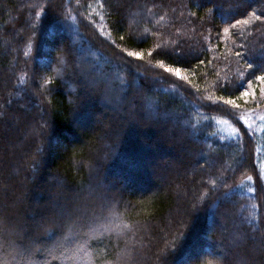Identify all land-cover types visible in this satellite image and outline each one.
I'll return each instance as SVG.
<instances>
[{"label": "trees", "instance_id": "16d2710c", "mask_svg": "<svg viewBox=\"0 0 264 264\" xmlns=\"http://www.w3.org/2000/svg\"><path fill=\"white\" fill-rule=\"evenodd\" d=\"M216 1H220L217 15L212 0H0V68L16 65L13 72L0 73V91L3 88L12 93L0 99V110L16 113L18 129L26 125L20 140L12 117L0 119V259L4 264H65L63 261L71 256L79 264H115L124 247L127 264H150L153 242L159 236L158 226L151 223L162 225L177 208V199L168 186L148 182L146 191L135 188L116 204L112 216L115 228L110 235L97 238L82 227L81 213H87L91 206L78 203L72 210L63 202L58 183L47 178L53 170L54 177L60 175L68 183L67 190L81 189L88 194L99 183L115 184L111 177L101 173L94 176L86 167V163L95 161L91 157L101 129L92 130L94 119L88 117L82 119L83 127L74 125L73 119L82 109L93 111L99 107L96 95L87 89L76 66L74 54L80 50L93 54L89 56L92 64L88 75L104 62L106 81L113 77L112 65L121 64L125 71L116 77L125 88L121 90L120 83L115 84L116 98L128 102L132 115L123 134L125 131L137 136L133 141L117 132L119 128L103 135L113 149L107 156L108 163L100 164L103 169L118 171L122 164L133 165L135 155L148 157L149 150L142 145L146 140L160 149L169 146L160 130L147 129L151 121L143 117L145 110L149 112L146 101L151 109L155 105L166 114H177L181 122L188 121L192 127L182 128L183 134H177V139L183 138L191 152H207L216 161L211 176L199 184L207 193L202 221L194 222L173 248L165 250L160 264H180L200 248L215 253L217 246L232 243L233 239L224 238L217 241V246L212 245L216 241L210 231L217 212L229 218L236 216L246 230L254 227L256 244L234 249L239 264H264V120L253 131L238 118L246 111L264 108V80L259 79L264 76V0H259L261 5L252 4L254 0ZM221 9H226L225 13ZM124 10L131 12V23L137 26L133 32L130 20L121 17ZM223 14L230 15L225 23L221 22ZM65 29L70 42L47 38L66 33ZM75 36L81 38L79 42L73 41ZM59 54L67 67L59 62ZM16 55L20 63H16ZM42 60L48 63L44 70L37 65ZM161 63L164 68H179L187 79L164 71L159 67ZM47 75L53 76V82L42 89ZM157 78L162 82V91L154 88ZM136 81L141 91L133 86ZM244 92L249 95H242ZM19 94L22 100L17 98ZM43 98L52 126L37 132L41 115L37 105ZM24 100L34 103L35 110H26L21 104ZM228 100L234 104H227ZM3 137L9 139L10 148L2 145ZM42 139L46 143L43 155ZM29 152L39 157L32 161ZM142 175L134 178L146 179ZM249 176L252 181H248ZM240 185L255 191L247 193ZM250 207L254 220L248 214ZM240 210L244 211L242 216ZM96 217L95 222L101 225L108 221L99 212ZM59 218L64 220L59 222ZM56 228L63 229L64 239L56 240ZM119 231L122 235L117 234ZM201 261L196 259L194 264Z\"/></svg>", "mask_w": 264, "mask_h": 264}, {"label": "rangeland", "instance_id": "374dc122", "mask_svg": "<svg viewBox=\"0 0 264 264\" xmlns=\"http://www.w3.org/2000/svg\"><path fill=\"white\" fill-rule=\"evenodd\" d=\"M26 1V0H25ZM55 0H49L50 3L54 2ZM76 1V0H75ZM204 1V0H202ZM208 1V0H207ZM236 2V0H235ZM252 0H249L248 3H252ZM211 3H216L215 5V13L216 15L219 12V3L220 1L212 0ZM258 3L261 5V1L259 0L254 2L252 4ZM27 5V3H26ZM24 5H21L23 7ZM226 9H221L220 12L225 13ZM23 9H20V12H22ZM131 12H128L127 10L123 11L122 18L125 19L127 22L130 20V17L132 14ZM220 14V13H219ZM230 19V15L223 14L221 18V22L225 23ZM212 21V19H210ZM130 28L131 31L133 32L135 29H137V26L135 25V22L131 23L130 20ZM136 27H135V26ZM66 33H56V35L50 37L47 36V38H51L50 41L52 40L53 42H70L69 36L67 34L66 29L64 30ZM142 31L136 32V33H141ZM80 37L75 36L73 37V41L79 42ZM45 46H43L44 48ZM52 49V48H51ZM17 49L13 50V53L16 52ZM46 52L49 53L50 50L47 48ZM72 56V54H71ZM75 59L77 60L76 66L81 69L79 72L82 73V78L85 80V85L87 89L91 93H94L97 97V101L99 104L98 108H95L93 111H91L89 108L87 110L82 109L80 116L77 115L75 116L76 113L74 112V125L76 127H81L82 126V119L88 117L89 119H94L92 121V130L94 129H101L100 132V141L98 142L96 146V150L94 151L95 153L92 155L91 158H94L95 161L88 162L86 163L87 169L93 174L95 173L94 176L98 175L101 173V175H107L108 177H111V180L113 181L114 186H109V185H100L93 188V191L91 194H88L83 192L81 189H69L67 190L66 188V181L61 178V176L55 174L56 176L54 177V171H52V176H47L48 179L55 180L56 183V188L61 190V194L64 196L63 202L67 203L68 205L71 206L72 210L74 209V204H88L91 206V210H88L87 213H81L82 218L81 221L82 227H86V231L93 236L94 232L97 231H103L104 235H110L113 228H115V225L112 223L113 221V214L116 211L115 206L118 202H121L125 196L128 194L132 193L135 188L137 189H142L145 190L144 186H147V183L149 182H157L160 184L161 187L168 186V190L175 195L177 199V208L175 211H173L171 214H168L164 218V222L162 225H160V222H154L151 223L156 224L159 228V236L156 238V240L153 242V252H152V258L153 261L150 264H160L159 260L163 258L165 255V250L169 247L173 248L178 240L181 239L182 235L187 234L189 230H191L192 224L194 222H200L202 221V205L203 201L205 202V197H207V193L202 192L200 189V182L206 177L211 176V170L214 167V160L211 159L208 155L207 152H191L192 150H189L187 148L188 144L184 141L183 138H178L177 139V134H183L182 128H191L188 124V121L181 122V120H177V114H166L162 112L158 107L154 105L156 108H150L151 104L148 103L147 101L145 102L146 107L149 109V112L143 113V117L149 121H151L150 124H147V129H155V130H160L162 132L161 137L166 138L169 142V146L167 148L160 149L156 143L150 142L146 140L142 145L146 146V148L149 150V156L141 158L137 155L134 156L133 158V165H126L122 164L123 168L118 171L111 170L110 168L108 171L102 168L100 165L101 163L107 164V156H109L110 152L113 151L111 149V144L109 141L106 139L105 134H108L110 132V129H115L119 130L117 132L122 133V135H126L129 139L135 140L136 134L133 135L131 132H128V134L125 133L123 134V130H126V125L128 123V120L130 116L132 117L131 113L129 112L130 106H128V102L124 99H117L116 98V85L120 83L119 88L121 90H124L125 88L123 87L124 84H121L122 82L117 79L116 77H120L122 73L125 71L122 69L123 67L120 65H117L118 63L112 65V76L111 78H108L107 81L104 78L103 72H105L104 65L106 62L103 63L102 67H97V71L94 72L92 75L89 74V66L92 64L90 63L89 56L93 57L92 52L89 51H78L77 53L74 54ZM17 57L16 63H20L21 59ZM59 62H61L62 65L67 67V64L64 60V58L59 54L58 55ZM94 59V58H93ZM96 62L98 61L95 59ZM98 61L97 63H99ZM95 63V62H93ZM101 63V62H100ZM14 64V63H13ZM46 61H39L37 63L39 69L44 70L47 68ZM95 65V64H93ZM16 66V65H15ZM15 66H9V68L2 69L0 68V73H5L4 70H6V74L11 73L15 70ZM91 67V66H90ZM94 67V66H93ZM8 70L10 72H8ZM83 70V71H82ZM60 71V70H59ZM58 71V72H59ZM60 77L61 74L59 73ZM87 76H91L89 79ZM39 77V76H38ZM144 81H146L145 77H142ZM162 82L157 78V84L155 85V89L158 91L164 90L163 87L161 86ZM114 85V86H113ZM81 86V85H80ZM79 86V87H80ZM133 86L135 89L138 91H141L139 88V85L136 82L133 83ZM82 88V87H81ZM84 88V86H83ZM124 88V89H123ZM23 90H20L22 93ZM0 92H3L4 96H1L0 93V99L2 97H5V95L12 96V93L8 90H2ZM35 93V92H34ZM15 95L13 96V98ZM23 96L22 95H17L18 99H21ZM16 98V97H15ZM22 100V99H21ZM38 102V99H37ZM115 102V103H114ZM21 104H23L26 108V110H29L33 108L35 110L36 106H32L34 103H30L27 101H21ZM106 105V106H105ZM27 106V107H26ZM41 106H46L45 110H41ZM39 108V111H41L40 117H38V121L36 124L37 129H30L33 131L34 130L39 132L41 128L48 130L51 125V121L49 119V111L47 108V101L45 98L42 100H39V104L37 105ZM147 109V110H148ZM89 110V111H88ZM89 113L91 115H89ZM157 114V116H156ZM246 115V119H244V123L246 126L253 131L257 128L258 123L264 120V108L262 109H256V110H250L246 111L242 116ZM156 116V117H155ZM8 117H12V122L16 126V130L18 132L17 135L21 136L20 140L23 139L25 130H26V125H21V129H18L20 126V123L18 124L17 122V116L14 111L8 112L6 109L0 110V119L1 120H8ZM81 117V118H80ZM165 119H162V118ZM140 118V117H139ZM142 118V117H141ZM0 120V121H1ZM18 124V125H17ZM184 126V127H182ZM83 127V126H82ZM7 128L3 129L6 130ZM160 132V133H161ZM112 132H110L111 134ZM104 135V136H103ZM98 138V139H99ZM194 140L196 137L193 135L192 137ZM26 141L28 138H25ZM2 140V145H5L10 148L11 144L8 142V138H1ZM115 141V139H114ZM196 142L198 141L199 143L203 144L205 146V142L200 141L199 139L195 140ZM45 144L43 147V153H45V148H46V143L43 142V139L40 143V145ZM187 145V146H186ZM139 147V144H138ZM187 148V149H186ZM208 151L210 148H207ZM20 151V150H19ZM112 154V153H111ZM28 157L32 158L33 160H36V157H39L37 155H33V153L29 152ZM126 161V160H124ZM123 161V162H124ZM116 162V161H115ZM121 162V163H123ZM114 163V162H113ZM43 162L41 163V165ZM39 165V164H38ZM40 167H37L38 170L41 169ZM126 165V166H124ZM108 165H106L107 167ZM3 171V170H2ZM107 171V172H106ZM103 172L105 174H103ZM139 174H144L142 177L146 179H139L138 181L134 178L137 177ZM151 179L149 180L148 179ZM109 180V179H108ZM134 180L135 183L132 181ZM26 183V182H25ZM63 187V188H62ZM151 187V186H150ZM54 187V191L57 190ZM217 188V187H216ZM146 191V190H145ZM23 193H27L25 189L22 191ZM207 200V198H206ZM234 203V202H231ZM99 212L102 215L105 216V218L108 220L105 224L101 225V222L98 224L95 222L96 218V213ZM243 210L239 211L240 216L243 214ZM248 214H250V218L254 220L253 216V210L250 207V210L248 209ZM77 215V213H76ZM207 217L209 214H206ZM66 216V215H65ZM215 221L213 222V228L211 229L210 233H212L214 240L216 241L213 242V246H217V243L220 240H224V238L228 239H233V242L230 244H226V247H221L217 246L215 248V253H209L205 250V248H200L197 254L193 256H188L186 259H183L180 264H194L196 259H202L203 257L206 256H213L219 259L220 264H239L237 261V256L233 254L234 249L236 247H246L249 243L251 246L256 244L255 240V233H254V227H250L251 229L246 230L243 226H241V221L236 219V216L233 215L232 218L226 217L224 215H218V212L216 214ZM66 219V218H65ZM64 219L59 218L57 221L61 222ZM66 222V221H64ZM229 223L234 227V229L230 228ZM67 223H65L66 225ZM197 225V224H196ZM256 225V222L254 223ZM257 226V225H256ZM63 227V226H61ZM119 230V229H118ZM79 231V229H78ZM59 233V234H58ZM120 231L117 233L119 235ZM122 235V233H120ZM59 235V236H57ZM61 235V236H60ZM59 237L64 239V231L63 229H57L56 228V240L59 241ZM94 237V236H93ZM218 241V242H217ZM186 245V244H185ZM205 245V244H204ZM127 246V245H126ZM182 247V246H181ZM181 249V248H180ZM213 249V248H212ZM257 249V247H256ZM125 247L121 251V253L118 255L117 260H115V264H127V259L125 257ZM232 252V253H231ZM225 258H228V262L225 261ZM56 261H58V257L54 258ZM65 264H79L78 262L76 263L73 260V256L69 257L66 259Z\"/></svg>", "mask_w": 264, "mask_h": 264}, {"label": "snow or ice", "instance_id": "6c2138e0", "mask_svg": "<svg viewBox=\"0 0 264 264\" xmlns=\"http://www.w3.org/2000/svg\"><path fill=\"white\" fill-rule=\"evenodd\" d=\"M253 15H255V13H253ZM257 19H260V17H257ZM243 23L246 24V23H248V21H243ZM25 55H27V53H25ZM129 55L130 56H136V57H140L141 56L140 53H129ZM237 55H240V53H237ZM159 67L160 68H164V65L161 63L159 65ZM248 67L251 68L252 65L249 64ZM164 71H166L168 73H173L177 78L184 79V80L187 79V77H182L181 76V72H180V69L179 68H176V69H173V68H164ZM259 79L264 80V76L259 77ZM242 95L247 96V95H249V93L248 92H244V93H242ZM226 103L229 104V105H233L234 104V102L232 100H228V101H226ZM234 107L239 108V105H234ZM238 118L241 119V120H244L247 117L245 115V116H239ZM252 179H253V177H251V176L248 177V181H252ZM240 188L242 189V191H245L247 193H252V192L255 191L254 188H251V187L245 188L244 185H240ZM102 235H104L103 231H97V232H94L93 233V236L94 237H97V238L99 236H102ZM2 250H3L2 247H0V251H2ZM0 264H4V261L2 259H0Z\"/></svg>", "mask_w": 264, "mask_h": 264}, {"label": "clouds", "instance_id": "9594fccd", "mask_svg": "<svg viewBox=\"0 0 264 264\" xmlns=\"http://www.w3.org/2000/svg\"><path fill=\"white\" fill-rule=\"evenodd\" d=\"M53 82V76L47 75L41 85L42 89L48 87ZM201 264H220L218 258L213 256H206L202 258Z\"/></svg>", "mask_w": 264, "mask_h": 264}]
</instances>
